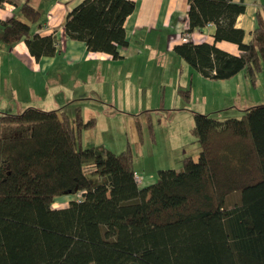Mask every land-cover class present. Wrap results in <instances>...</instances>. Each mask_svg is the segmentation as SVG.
Listing matches in <instances>:
<instances>
[{
  "label": "trees",
  "instance_id": "16d2710c",
  "mask_svg": "<svg viewBox=\"0 0 264 264\" xmlns=\"http://www.w3.org/2000/svg\"><path fill=\"white\" fill-rule=\"evenodd\" d=\"M244 8L242 0H188L186 31L213 23V42L186 39L174 51L204 77L243 70L254 84L264 69V17L256 14L244 42L235 26ZM133 9V0H81L66 12L64 32L115 59ZM19 12L0 22L4 43L23 40L35 59L60 50L55 35L31 31L44 20L38 8L23 1ZM94 123L79 107L72 115L65 107L0 111V264H264V103L240 117L195 112L197 158L183 156L179 169L160 168L143 186L128 148L80 145ZM236 190L240 199L226 207ZM64 195L79 197L53 207Z\"/></svg>",
  "mask_w": 264,
  "mask_h": 264
},
{
  "label": "crops",
  "instance_id": "0c3cea01",
  "mask_svg": "<svg viewBox=\"0 0 264 264\" xmlns=\"http://www.w3.org/2000/svg\"><path fill=\"white\" fill-rule=\"evenodd\" d=\"M23 1H28L38 8L41 18H44L41 25L32 24L31 31L40 35H55L60 50L52 55L35 59L23 40L11 45L4 43L1 40L0 25V111L17 112L27 106L43 109L65 107L73 110L71 105L78 103V100L95 97L93 95L98 96L97 91L86 88L85 92L90 95L83 91L82 87L87 80L91 81L94 77L105 79L109 71H113L111 68L114 66L116 69L130 66H141L146 69L149 61L163 57V61H159L162 66L166 68L170 63L175 66L180 65L181 69H185L187 75L191 77V81L195 79L202 84H205L202 80H208L211 84L207 83V85L212 86V84L222 85L247 79L243 70L225 79H206L174 51V46L184 41L181 36L186 31L188 0H133L134 9L124 21L127 45L118 48L119 57L115 59L106 52L90 51L82 40L66 36L63 28L65 14L81 0L4 1L0 6V22L12 16L21 17L19 5ZM242 2L245 8L237 15L235 26L244 30L243 41L247 42L252 36L256 14L259 13L264 17V0H242ZM214 30V24L207 23L200 29L190 31L187 39L194 43L203 41L212 43ZM215 45L229 53H238V47L233 42L218 40L215 41ZM93 74L95 75L92 76ZM69 79L73 81V86L67 83ZM204 95L206 96V93ZM66 103L67 106H64ZM113 103L119 112L129 109L124 104L119 105L116 100H113ZM194 109L204 112L198 108ZM144 110L148 109L141 108L140 112L135 110L132 114L140 116ZM193 145L178 146L174 151V159L179 163L183 156H192L187 153L198 151L197 144L195 149ZM168 160L170 162L171 159ZM134 170L137 171L135 167ZM141 175L143 177L141 186L150 184L155 179L152 172Z\"/></svg>",
  "mask_w": 264,
  "mask_h": 264
},
{
  "label": "rangeland",
  "instance_id": "374dc122",
  "mask_svg": "<svg viewBox=\"0 0 264 264\" xmlns=\"http://www.w3.org/2000/svg\"><path fill=\"white\" fill-rule=\"evenodd\" d=\"M163 59L164 57L149 61L146 69L141 66L116 69L114 66L105 79L94 77L91 81L87 80L82 87L83 91L85 92L86 88L97 91L98 96L93 95L95 97L78 100V103L71 105L73 109L80 108L83 119L95 117L94 125L82 130L80 145H103L114 152L128 148L133 167L138 173L152 172L155 177L160 168L181 167L182 163L174 159V151L178 146L190 147L194 144L195 149L197 144L199 150L198 139L190 130L195 112L208 113L218 119L240 117V108L264 103L263 68L257 73L258 78L254 84L244 79L211 86L207 85L211 84L208 80H202L205 84L195 79L191 81V77L180 65L170 63L165 68L159 63ZM67 83L73 86L71 79ZM184 90H189L188 97L181 93ZM113 100L129 109L119 112ZM229 103L231 105H227ZM64 106H67V103ZM219 107L221 109H218ZM141 108L148 110H144L140 116L132 114L135 110L140 112ZM65 110L69 115L73 114V110ZM187 154H192V158L196 159L198 151ZM168 159H171L170 162ZM78 197L79 195L59 196L52 206H66L70 199ZM238 198L240 199V191L230 192L226 196L225 206H232Z\"/></svg>",
  "mask_w": 264,
  "mask_h": 264
},
{
  "label": "built area",
  "instance_id": "2783aa9c",
  "mask_svg": "<svg viewBox=\"0 0 264 264\" xmlns=\"http://www.w3.org/2000/svg\"><path fill=\"white\" fill-rule=\"evenodd\" d=\"M188 36H189V33L187 31H185L182 34L181 39L182 40H186L188 38ZM134 178L137 181V183H141L142 182V179H143L142 175H140L138 173H134Z\"/></svg>",
  "mask_w": 264,
  "mask_h": 264
}]
</instances>
